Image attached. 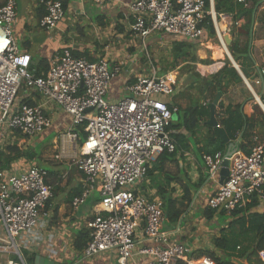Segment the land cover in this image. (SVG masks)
<instances>
[{
	"label": "built area",
	"instance_id": "2783aa9c",
	"mask_svg": "<svg viewBox=\"0 0 264 264\" xmlns=\"http://www.w3.org/2000/svg\"><path fill=\"white\" fill-rule=\"evenodd\" d=\"M73 1L82 4L85 0ZM92 2L101 7L115 0ZM239 2L246 6L245 0ZM39 5L44 12L39 28L55 30L65 15L62 4L40 0ZM127 9L130 35L142 44L155 33L196 42L211 25L219 46L227 53L224 35L239 27L233 14L215 11L214 0H131ZM16 14L15 0H0V127L7 133V141L15 135L38 138L52 124L44 109L49 104L69 118V127L58 135L54 146L62 159L72 160L83 178L81 193L71 201L72 211L93 193L98 194L94 215L86 222L89 241L82 257L113 252L117 264H127L136 253L146 259L145 264H215L207 257L193 258L183 244L173 243L170 234L161 231L162 203L138 190L158 156L174 151L168 128L176 110L168 103L177 86L171 73L159 76L152 67L148 76L136 74L132 84L124 85L127 96L110 102L108 88L119 76L121 65L107 58L97 62L74 58L65 49L53 58L47 74L37 78L31 70V57L20 52L15 43ZM21 92L38 95L42 104H22L18 101ZM257 101L264 112V104ZM80 133L84 138L78 146ZM202 160L211 181L218 179L228 160L225 181L207 199L210 209L230 213L253 199L264 206L262 145L254 146L249 155L237 151L227 159L217 153L203 155ZM52 198L43 168L31 166L17 174L0 171V264H28L16 239L35 232L40 220L47 218ZM140 228L143 237L136 251Z\"/></svg>",
	"mask_w": 264,
	"mask_h": 264
},
{
	"label": "crops",
	"instance_id": "0c3cea01",
	"mask_svg": "<svg viewBox=\"0 0 264 264\" xmlns=\"http://www.w3.org/2000/svg\"><path fill=\"white\" fill-rule=\"evenodd\" d=\"M130 1L131 0H115V2H113L112 4H105L104 6L96 7L93 5L92 0H85L82 4L70 0L67 4L64 18L61 22H59L55 30V40L58 44V51H54V49L50 51H45L44 49H41V47L46 42L43 41V39H35V42L33 39L34 43L28 41L24 44V48L22 51H20L18 48L16 36H14L15 43L20 52H25L31 57V70L37 67L36 55L41 56L43 60L51 61L52 64V60L58 52L65 49L69 50V48L71 50H75L77 54H81L85 57H88L91 62H97L100 58H107L108 60L113 61L114 63L120 64V74L115 80L110 83L107 94V99L110 102H115L118 99L122 98L120 97L121 95L127 96V94L123 92L124 85L126 83L132 84L134 82V76L136 75L135 64L138 62L135 60L136 58H138L137 52L133 56L134 59L130 56H128V61L125 62L120 61L118 59L119 54H122L123 50L117 49L121 47L128 48V46L121 45L122 41H124L125 38L126 42H130L131 47H135V45H133V42L138 40L135 37H131L129 32L131 20L129 19L127 5ZM245 1L246 6L241 4L239 0H236V3L243 11V14L239 17V19L235 18V20L239 22V27L233 29L229 35H224V37H227L230 40V44L236 40L241 44L248 43L251 62H245L243 64V67L245 68L250 77L249 80L244 77V75L240 71L239 66L232 59L227 48L228 46H226L227 53H225L224 50L219 46L211 25L207 27L205 34L193 44L200 43V46H203L209 51L208 53H210V60L213 62V64L208 59L201 60L203 63H201V61H198L200 64H202L200 65V67L198 65V68H202L204 71H212L210 70V68H208V66L212 64V68L216 67L213 72L217 73L224 66L225 59L230 62L231 66L236 70V72L242 79L243 85L245 86L246 90L253 97L254 104L246 101L248 94L243 86H236L233 84L229 85V88L227 90L228 93L230 92L228 94V98L226 100H222L221 98H223L225 94L221 95L219 103L222 102L224 106H227L229 104H242L243 114L247 117H251L254 114L253 105L256 104L261 109L257 99L261 104H264V0ZM252 3L257 4L256 9L252 7ZM258 5L260 6L258 7ZM40 7L41 6L38 2V5L33 8V12L38 20L43 16V9H41ZM250 11H252V13ZM69 15L72 17V21H69L68 17L65 18ZM233 15L235 16V13ZM248 23L250 24L249 37L245 33L246 25ZM17 25L18 18L16 17V23L13 26V35L15 31L17 32ZM74 25H76V27L73 28ZM209 27L212 28L214 37H210L208 32ZM25 28H27V25L25 26ZM86 29L87 31H85ZM85 33L86 35H84ZM190 42L191 41L187 40V43ZM219 50L222 52V57L220 59L213 60L212 58L214 54L219 55L221 53ZM171 74L172 75L170 76V78H173L177 86L176 75L174 73ZM256 81H259L260 84L256 85ZM246 83L250 86V90L247 87ZM234 90H236V97L232 96L231 94ZM178 92H180V88L177 86V93ZM256 92H260V94L262 93L263 95L260 96ZM173 97L169 98V103L173 101ZM261 97L263 99L262 101ZM18 101H25L27 103L31 102L34 105L42 104V102L36 96H30L28 93L23 92L19 94ZM206 102L208 101H203L202 104L205 105ZM50 106L53 105H45L44 109L51 118V127L39 138H42L48 131L55 132V137L50 143V145H52V147L56 149V147L54 146V142L57 140L59 134L67 130V128L69 127L70 120L57 108H55L54 106ZM216 111L217 107L215 113ZM261 111L263 112L262 109ZM257 133L258 135H262V137L257 136V138H254L253 147L256 145H262L264 147V130L262 134H260L258 130ZM238 139H240L241 142V138L239 137ZM238 139L236 141H238ZM81 141L82 139L80 138L78 146H80ZM178 158L180 157L178 156ZM20 160L13 162L9 166L7 171L5 169H3L2 171L7 174H17L24 172L31 166H35L32 161H27L31 162V165L29 166L25 163H23L24 165L21 164L19 162ZM154 163L150 165L148 170H151L153 168ZM57 164L69 165L75 168L72 163V160H68V158L62 159L60 156L59 162ZM184 164L190 166V170L193 174V178L191 180L190 178H187L188 180L197 183L200 178L205 177V181L198 189V191L194 194L189 210L186 212L187 217L185 216L186 218L184 219V214L180 217L177 224H170V222L167 221L166 217L163 215V224L161 226V231L170 234L171 241L173 243L183 244L189 250L190 255L193 258H197V256L203 251L213 250V236L211 235V231H213L214 229L212 226L215 224V222H210L207 227H201L200 224L203 223V219H201V223H198L197 225L194 223V221L198 219L197 217L202 215V211L207 206L208 197L211 196L213 192L217 190V188L220 186L219 177L215 181L209 180L203 160L198 161L192 152L184 153L183 158L178 159L177 165L175 166L178 168V170L181 171L182 167L184 169ZM167 165L174 164L168 163L166 164V166ZM41 168L46 169L45 167ZM50 173H54L53 175L55 176H48V183L50 184L53 190V198L51 199L46 209L47 218L41 219L40 224L38 225V228L35 230V232H33V234L31 235H28V248L29 252L32 255L29 254L30 256L28 258L23 257L27 263L28 259H34L36 256L48 259L49 261H52L57 264L59 263V261H54V259L51 258L52 255L53 258H55L56 254H60L63 260L74 258L73 254H77V257L79 255L81 256V252H76L73 247V243L76 238L75 235L76 233H78L79 230H86V222L92 219L94 215V209L98 203V194L97 192H95L86 200V202L82 206L79 207L77 211H72L70 206L71 201L82 191V175L78 171L75 176H69L56 171ZM67 176L73 177L75 179L72 180L73 186H69V182H66V180L69 179H66ZM142 182L149 186L148 192L151 194L150 196L147 195V197L150 198L151 196H153V198L151 197L150 200L156 199L161 202L158 197L155 196V190L152 189V184H150L148 180H146V177ZM172 184L170 185V187L173 186ZM175 187L178 188V191L176 192L175 190L176 194L174 195V197L179 198L181 196V194H179V192H181V189L178 186ZM139 192H141L142 194H148L146 193V191H144V189L139 190ZM195 217L197 219H195ZM211 227L213 229H211ZM141 229L142 228H140L136 232V251L139 250V242L142 240L143 237ZM214 230H216V228ZM61 248L62 250L64 248L66 250L71 251V254H65V251L60 252ZM36 252H39L41 254L38 255ZM81 259L84 258L82 257ZM99 259V264H117V256L113 252L102 254L99 256ZM76 262H74L73 264H78V262ZM145 262V258L140 257L135 253L134 257L130 261H128L127 264H145ZM32 264H34V261Z\"/></svg>",
	"mask_w": 264,
	"mask_h": 264
},
{
	"label": "trees",
	"instance_id": "16d2710c",
	"mask_svg": "<svg viewBox=\"0 0 264 264\" xmlns=\"http://www.w3.org/2000/svg\"><path fill=\"white\" fill-rule=\"evenodd\" d=\"M51 1L60 2L65 11L70 0ZM40 8L42 9V7ZM214 8L219 14L235 13L236 19H239L243 14L236 0H214ZM252 11L250 12L252 13ZM249 27L250 24L248 23L245 32L248 37L250 34ZM208 32L210 37H214L211 27L208 28ZM161 34L169 38H175L172 44L174 61L176 63L181 61L182 64H185L182 67L183 69L189 68L187 62H197V58L193 53L191 54L192 46L187 44L186 39L168 36L164 33ZM227 48L244 77L249 80L250 77L243 67L245 62H251L248 43L241 44L236 40ZM62 51L58 54L62 53ZM69 51L74 58H85L90 61L88 57L77 54L75 50L69 48ZM221 57V54L219 56L213 55L212 59L217 60ZM201 63L203 62L201 61ZM51 66V61L41 60L39 65L33 69V73L37 78L41 77L47 74ZM189 80L188 89L179 95L181 96L180 98L184 97L186 99L187 103H185V106L179 104L177 100L168 103V107L171 110H176L168 128V134L174 144V151L160 154L153 168L148 170L146 174V180L152 184L155 196L162 202L163 215L170 224H177L180 217L188 211L192 198L204 183L205 177L200 178L197 183L191 182L187 179L183 170H179L177 176L166 172V164L177 165L178 159L183 158V154L186 152H192L198 161H202L203 155L213 156L216 153L224 155L227 144L217 138L213 129L206 124L210 115L208 106L218 93L223 95L231 84L245 88L242 79L227 59H225L222 69L217 73L211 74L207 78L194 74L191 75ZM191 91H194L195 94H191ZM245 91H247L246 88ZM179 93H177L176 97ZM256 93L260 96L263 95L260 92ZM247 94L246 101L254 102L248 91ZM203 101L208 102L203 105ZM21 103L28 106L34 105L25 101ZM253 113L251 117H247L242 112V104L224 106L222 102L218 104L215 113V120L218 126L225 131L230 142H235L239 137L241 138V142L238 144V151L243 155L251 153L254 138H257V136L262 137V135H258L257 130L260 134L264 130V114L256 104L253 106ZM80 138H84L83 133H80ZM20 159L33 161L38 158L33 152L29 150L23 151L19 146L6 147L5 153L0 154V170L5 169L4 163L9 166ZM44 170L48 173V176L55 177L54 173ZM158 176H162V178L160 179ZM172 183L181 189L179 198L174 197L175 190L170 188ZM202 215L207 222H215L212 227L225 226L220 230L219 236L212 238L213 250L203 251L197 258L207 257L213 260L215 264H264V206H261L253 199L246 207L236 209L230 213L212 210L206 206L202 211ZM75 237L73 247L76 252H82L89 241L88 230H79ZM217 252L219 255H216ZM27 261L28 264H32L34 259L30 258Z\"/></svg>",
	"mask_w": 264,
	"mask_h": 264
},
{
	"label": "rangeland",
	"instance_id": "374dc122",
	"mask_svg": "<svg viewBox=\"0 0 264 264\" xmlns=\"http://www.w3.org/2000/svg\"><path fill=\"white\" fill-rule=\"evenodd\" d=\"M15 1L17 3V8H18V13H17L18 25L16 27L17 32L14 30L16 32V33L14 32V36H16V41H17V45H18L19 50L22 51L24 48V44L27 43L28 41H30L31 43H34L35 39H43V41H46V42L41 47V49H44L45 51H47V50L50 51L52 49H54V51H58L57 50L58 44H57V41L55 40V36H56L55 30L56 29L52 30V31H48V32H45L42 29H40L39 24H38V19L33 12V8L38 5L39 0H15ZM255 4L252 3V5H253L252 7L256 9V6L254 7ZM259 6L260 5H258V7ZM67 17H68L69 21L73 20L70 15L66 16L65 18H67ZM26 25H27V28H25ZM74 27H76V25H74L73 28ZM85 31H87V29ZM72 33H73V30H72ZM84 35H86V33ZM130 36L134 37L132 35H130ZM33 39H34V42H33ZM48 39H50V40H48ZM125 40H126V38H125ZM125 40L122 41L123 44L121 42L120 43L123 46H128V48L121 47V48L117 49V50H120V49L123 50L122 54H119L118 59L120 61H123V62L128 61V56H130L131 58L134 59L133 56L137 52L138 58L135 59L136 61H138L135 64L137 75L148 76L151 73L152 67L155 68V70L157 71L159 76H164L167 73H174L176 75L177 86L180 88V93L178 94L177 97L176 96L173 97V101L177 100L182 106L185 105V103H187V101L184 97L180 98L181 96H179V95L181 93H184L188 89V85L190 83L189 78L191 77V75L199 74L202 78H207L211 74L215 73V72H213V70H215L216 67L215 68L211 67L213 62L210 60V53H208L209 51L207 49H205L203 46H200V43H196V44H193L194 42L187 43V44H190L192 46L191 54L192 53L194 54V56L197 58V62L196 63L187 62L189 64V68L183 69L182 67L185 64H182L181 61H178L177 63L174 61L175 59H174V52L172 51V44H173L175 38H169V37H166L165 35H162L161 33H159V34L155 33V34H152L150 37H148L144 41V44H142L139 39L137 41L133 42V45H135V47H131L130 42H128V41L126 42ZM38 42H40V41H38ZM220 54L222 55V52ZM219 55H215V56H219ZM206 59H208L212 62V64L210 66H208V68H210V70H212L210 72L204 71L202 68H198V65H199V67H200V65H202L198 61L206 60ZM41 60H43L41 58V56L36 55L37 66L39 65ZM171 79L173 80V78H171ZM229 93L226 90L224 93L225 96L221 99L226 100L228 98ZM191 94H195V92L191 91ZM231 94H232V96L236 97L237 96L236 90H234ZM34 96L38 97V95H34ZM120 97L125 98L126 96L121 95ZM249 103L254 104V102H249ZM49 105H53V104H49ZM53 106H50V107H53ZM6 137H7L6 131H4L0 127V154L5 153L6 147H15V146L20 145L19 147L23 151L29 150L36 155V157L38 159H35L32 161L35 166L45 167L46 170L49 172H55L56 171V172L66 174L69 176H75L77 174L76 169L73 168L72 166L64 165V164L63 165L57 164L59 162L58 151H56V149L53 148L52 145H50V143L53 141V139L55 137V132L48 131L42 138L38 137V138H33V139H24V138H21L19 135H15L13 140L7 141ZM19 162L21 164L25 163L26 165H29V166L31 165V162H27L26 160H20ZM9 166L6 163H4V167H5L6 171L9 168ZM182 170L184 171V173H186V176L188 179L190 178V180H191L193 178L192 177L193 174L190 170L189 165L184 164V169L182 167ZM0 171H2V170H0ZM166 171L168 173H170L171 175L177 176L179 170L175 165H167ZM69 176L66 177V179L69 178L68 180H66V182H69V186H73L72 180H75V179L73 177H69ZM158 178L161 179L162 176H158ZM180 178H182V177L180 176ZM172 185L173 186H171V187L174 190H176V192H177L178 188L175 187L176 185H174V184H172ZM138 188H139V190L144 189V191H146V193H148L147 195L150 196L151 193L148 192L149 186L147 184L142 182V184H140L138 186ZM179 194H181V192H179ZM151 197H153V196H151ZM185 216L187 217L186 213L183 216L184 219L186 218ZM196 217H195V219L198 218L196 221H194V223L196 225L198 223L199 224L201 223V219L204 220L203 223L200 224L201 227L202 226L207 227L209 225L210 222H207L203 218L202 215H200L197 218ZM224 226L225 225H221V227H215L214 226L213 228L214 229L216 228V230H214L211 227V229H213V231H211V235L213 237L219 236L220 230L222 228H224ZM23 236H26V235L23 234V235L17 237L16 240H17V243L20 247L22 257L28 258L30 255H32L29 252V248H28V245H29V243H28L29 239L28 238L29 237L28 236L23 237ZM63 251H65V254H71V251L66 250L64 248L62 250V248H61L60 252H63ZM36 253L38 255L41 254L39 252H36ZM73 255H74V258H72V259L70 258V259H64L63 260L61 258L60 254H56L55 258H53V255H52L51 258L54 259V261H59L58 264H73L76 261L78 262V264H99L100 263L99 256L89 258V259H81L82 255L81 256L79 255L78 257H77V254H73ZM216 255H219V253L217 252ZM75 257H77L78 259Z\"/></svg>",
	"mask_w": 264,
	"mask_h": 264
},
{
	"label": "water",
	"instance_id": "95a60500",
	"mask_svg": "<svg viewBox=\"0 0 264 264\" xmlns=\"http://www.w3.org/2000/svg\"><path fill=\"white\" fill-rule=\"evenodd\" d=\"M224 41L226 46H229L230 44V40L227 37H224ZM220 93H218L214 99V101L209 105V112H210V116H209V120L207 121V125L213 129V132L215 134V136L219 139H221L225 144H227V149L225 152V158H230L232 155H234L237 151H238V144L240 142V139H238V141L236 142H229V139L225 133V131L220 128L215 120V110L216 107L219 103V99H220ZM228 160H225L222 166V169L219 172V185L221 186L223 184V182L225 181V178L228 175ZM34 264H57L54 263L52 261H49L48 259L42 258L40 256H36L34 258Z\"/></svg>",
	"mask_w": 264,
	"mask_h": 264
},
{
	"label": "bare ground",
	"instance_id": "6f19581e",
	"mask_svg": "<svg viewBox=\"0 0 264 264\" xmlns=\"http://www.w3.org/2000/svg\"><path fill=\"white\" fill-rule=\"evenodd\" d=\"M221 29H223V26H221ZM238 70V69H237Z\"/></svg>",
	"mask_w": 264,
	"mask_h": 264
}]
</instances>
